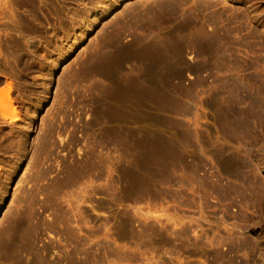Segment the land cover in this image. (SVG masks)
Here are the masks:
<instances>
[{"label":"rangeland","instance_id":"obj_1","mask_svg":"<svg viewBox=\"0 0 264 264\" xmlns=\"http://www.w3.org/2000/svg\"><path fill=\"white\" fill-rule=\"evenodd\" d=\"M34 3L0 42V264H264V4Z\"/></svg>","mask_w":264,"mask_h":264},{"label":"bare ground","instance_id":"obj_2","mask_svg":"<svg viewBox=\"0 0 264 264\" xmlns=\"http://www.w3.org/2000/svg\"><path fill=\"white\" fill-rule=\"evenodd\" d=\"M46 0H0V42H2V39L4 37H9L11 29L14 28L19 23L21 24V9L25 6V9L23 11H28L26 7L27 4L30 3H36L40 5H43ZM261 4H264V0H259ZM34 3V4H35ZM24 23V21H22ZM23 26V24H21ZM21 26V27H22ZM2 104V103H1ZM17 105L18 108L20 107L23 109L26 106V102L19 97H14V99H11L9 96L6 97L5 102L3 103L2 106H0V110L2 115L6 116L8 114V111L10 110V113L6 116L7 118L10 119V122L12 125L16 126L18 122L17 119L21 118L19 117L20 114L17 113L16 111L14 112L13 109L15 108L14 106ZM12 109V110H11ZM16 109V108H15ZM7 112V113H6ZM13 112V113H11ZM11 114V116H9ZM9 121V120H8ZM19 121V120H18ZM13 126V127H14ZM18 126V125H17ZM1 173V172H0Z\"/></svg>","mask_w":264,"mask_h":264}]
</instances>
